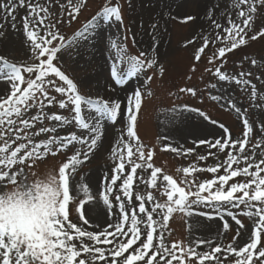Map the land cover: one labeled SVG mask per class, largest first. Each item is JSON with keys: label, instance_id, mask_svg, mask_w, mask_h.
<instances>
[{"label": "snow or ice", "instance_id": "snow-or-ice-1", "mask_svg": "<svg viewBox=\"0 0 264 264\" xmlns=\"http://www.w3.org/2000/svg\"><path fill=\"white\" fill-rule=\"evenodd\" d=\"M85 3L86 0L75 4L73 0H66V5H60L61 13H66L70 23L77 18ZM241 5H247V8ZM258 6H264V0H237L235 7L239 9L241 21L229 18L227 27L213 21L223 35L217 32L213 40L203 38L195 59L199 60L210 43L216 41H221L224 46L217 49L210 63L244 45ZM18 7L27 10L22 17V26L36 62L18 65L0 57V80L10 82V92H0V264H224L229 257H234L229 264H257V261L264 264V138L257 137L252 143L253 125L246 113L232 101L229 106L242 121V137L234 138L220 123L224 136L197 141V147L208 146L207 155H197L196 161L177 168L174 176L154 165L155 148L142 143L137 135V116L143 93L136 90L127 99V139L121 137L111 149L114 166L111 175L104 177V187L99 193L114 220L103 228L90 222L85 205L93 202L94 196L83 177L79 183L74 181L78 167L88 160L101 133L98 124L84 113L94 112L98 118L115 120L121 103L82 95L78 85L56 62L58 53L68 43L57 28L62 21L46 23L51 15L49 9L35 0H5L0 4L13 21ZM113 19L122 22L121 7L119 3L111 5L110 0H106L84 25V31L75 34L74 38L87 39V33L95 31L97 21L102 23ZM191 19L186 17L185 22ZM12 27L15 28V23ZM260 36H264V28L251 39ZM54 41L58 43L54 44ZM111 46L116 50L111 76L117 84L155 63L145 59L143 53L128 55L125 47L117 41H112ZM251 63L255 65L256 61ZM215 72L220 80L230 78L219 67ZM181 91L196 94L192 88ZM52 93L58 94L60 99ZM251 94L253 97L257 95L254 90ZM53 105L67 111L71 119L60 112L45 111ZM33 109L35 114L29 115ZM194 111L210 120L199 109ZM44 120L53 121L55 125L35 130L36 124ZM211 123L218 124L215 120ZM71 124L78 125L90 135L53 134L43 140L36 139L41 134L55 133L58 127ZM259 130L264 135V125H260ZM77 143L81 150L74 151L58 169L44 175L32 171L38 160L63 152ZM161 151H171L185 158L195 154L194 148L173 147L167 143ZM219 154H226L222 162ZM209 157L218 162L201 167L199 162L207 161ZM144 172H150L147 179L142 174ZM203 172L211 174V178L199 179L198 174ZM138 183L149 189L146 194L134 191ZM81 194L84 198L78 200ZM77 200L74 222L70 205ZM201 206L212 209V212H197ZM237 212L253 221L248 242L241 247L235 246L239 230L233 242L226 246L199 238L190 243L183 240L166 243L171 235L169 222L177 213L209 218L215 215L223 221V229L227 231L230 225L224 219L225 215L238 225V229L245 227ZM214 243L215 247H212ZM201 246L210 250L198 251Z\"/></svg>", "mask_w": 264, "mask_h": 264}, {"label": "rangeland", "instance_id": "rangeland-1", "mask_svg": "<svg viewBox=\"0 0 264 264\" xmlns=\"http://www.w3.org/2000/svg\"><path fill=\"white\" fill-rule=\"evenodd\" d=\"M4 2L5 0H0V4ZM35 2L48 7L51 15L46 23L62 21L57 24V28L68 43L58 53L56 62L78 85L80 93L93 99L102 97L121 103L115 120L107 117L98 118L94 112L84 113L87 118L98 124L101 135L88 160L78 167L74 182L79 183L83 177L94 196V201L85 205L87 218L93 225L103 228L114 220L99 193L104 187V177L111 175L114 166L111 149L121 137L127 139V99L136 90L143 93L142 107L137 116V135L142 143L155 148L153 163L162 167L168 174L175 176L177 168L196 161L197 155H207L208 146L197 147L196 142L224 136L223 130L219 127L220 123L230 130L234 138L242 137L244 129L240 115L229 106V101L246 113L253 125L252 143L256 142L257 137L264 138L259 130V126L264 125V36L251 39L264 28V6H258L253 14L252 27L247 30L246 43L227 53L224 58L210 63L217 49L224 46L221 41L210 43L199 60L195 59L196 51L202 46L203 38L213 40L217 32L223 35L222 30L217 29L213 21L224 27H227L229 18L237 22L241 21L242 18L238 16L239 9L235 7L237 0H110L111 5L119 3L122 22L114 19L102 23L97 21L95 31H89L87 39L74 37L78 32L84 31V25L97 14L106 0H86L77 18L70 23L68 16L66 13H61L60 8L61 4L66 5V0H35ZM78 2L79 0H73L74 4ZM241 7L246 9L247 5ZM26 14L25 8L18 7L13 21L11 16L0 8V33H2L0 39L18 37L22 44L16 50H11L0 57L18 65L36 62L22 26V17ZM186 17L193 19L185 22ZM13 23L15 28L12 27ZM112 41L123 45L128 55L140 56L143 53L145 59L154 60L155 63L151 68L145 67L138 75L117 84L111 76V65L116 56V50L111 46ZM189 41L192 42L188 43ZM253 60L256 61L255 65L251 63ZM216 67L221 68L230 78L220 80L215 72ZM241 73L244 75L241 76ZM148 77L151 79L149 80ZM237 81H247V83ZM188 88L195 89L196 94L181 91ZM253 90L257 93L255 97L251 94ZM0 92H10V82L0 80ZM52 94L60 99L58 94ZM212 97L217 99L214 100ZM194 109L206 113L210 120H206ZM35 111L33 109L29 115L35 114ZM45 111L60 112L71 119L70 114L60 110L57 105L46 108ZM211 120L217 121L218 124L211 123ZM54 125L55 122L44 120L36 124L35 130ZM70 133L90 135L78 125L71 124L58 127L55 133L41 134L36 139L43 140L48 135L65 136ZM166 143L173 147L194 148L195 154L185 158L171 151H161ZM77 150H81V145L78 143L56 155H48L38 160L32 171L44 175L50 170H56ZM225 155L219 154L220 162L225 159ZM257 156L259 158V149ZM217 162L215 158L209 157L207 161L199 164L201 167H206ZM142 174L147 179L150 172ZM198 175L201 180L211 178V174L207 172ZM147 190L149 189L140 183L134 187V191L141 194H146ZM83 198L81 194L78 200ZM78 200L70 205V216L74 222L77 218L75 209ZM196 211L212 212V209L201 206ZM237 216L245 227L238 229V225L225 215L224 219L228 220L230 227L229 230L224 231L223 221L215 215L209 218L196 214L185 216L177 213L169 222L171 235L166 243L170 244L174 240L190 243L199 238L213 240L226 246L233 242V237L239 230L240 236L235 241V246L241 247L248 242L253 230V221L247 216L240 215L239 212ZM212 247H215V243ZM197 250L210 249L201 246ZM219 255L223 259V255ZM232 259L234 257H229L224 264H229Z\"/></svg>", "mask_w": 264, "mask_h": 264}, {"label": "bare ground", "instance_id": "bare-ground-1", "mask_svg": "<svg viewBox=\"0 0 264 264\" xmlns=\"http://www.w3.org/2000/svg\"><path fill=\"white\" fill-rule=\"evenodd\" d=\"M163 14H165V11H163ZM163 14H162V17H163ZM20 43H21V40L18 37L17 38L7 37L3 40L0 39V56H4L9 51L16 50L17 47H21L22 44H20ZM93 184H95V183L93 182ZM99 212H101V211H99Z\"/></svg>", "mask_w": 264, "mask_h": 264}]
</instances>
